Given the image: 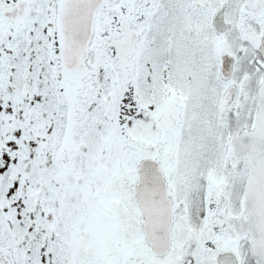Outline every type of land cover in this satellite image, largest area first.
<instances>
[{
  "label": "snow or ice",
  "instance_id": "obj_1",
  "mask_svg": "<svg viewBox=\"0 0 264 264\" xmlns=\"http://www.w3.org/2000/svg\"><path fill=\"white\" fill-rule=\"evenodd\" d=\"M0 264H264V0H0Z\"/></svg>",
  "mask_w": 264,
  "mask_h": 264
}]
</instances>
